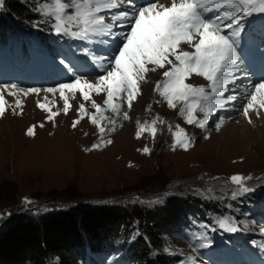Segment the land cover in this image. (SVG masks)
<instances>
[{"label":"rangeland","instance_id":"obj_1","mask_svg":"<svg viewBox=\"0 0 264 264\" xmlns=\"http://www.w3.org/2000/svg\"><path fill=\"white\" fill-rule=\"evenodd\" d=\"M46 2L50 3L51 0L43 2L38 0L35 5ZM135 2L141 4L145 0ZM163 2L170 3V0ZM43 21L45 22L40 23L39 27L46 29L50 23L47 20ZM245 29L240 45L241 67L246 65L253 78L256 74L258 77H264V74L261 75L259 72L254 74L251 68L255 67L254 62L258 59L264 70V39L259 38L253 28ZM91 44L103 47L97 41ZM90 49L97 51L93 46ZM110 51V48L103 47V50L98 52ZM80 57L85 68L76 66L77 69L91 72L89 61L82 55ZM33 60L32 57L31 61ZM58 72L60 75L53 78ZM40 74L38 79L26 80L27 82H18L17 78L9 77L2 83H16L22 88H47L56 86L58 82H67L69 79L61 65L58 70L50 67ZM161 79L160 71L148 74L147 83L140 86L142 94L129 111L131 119L115 118L118 125L116 130L106 132L104 135V139L110 140L111 143H101L99 149L92 151L86 149L93 143L100 142L96 127L87 117L83 118L76 128L72 127V122L79 118L77 110L81 102L85 103L89 112L95 111L90 102L83 101L81 96L72 99L69 93L70 101L76 104L68 114L60 111V114L51 121L47 119L48 113L43 111L37 102L48 104L53 111L61 110L63 100L59 93L53 95L42 91L39 96L36 94L27 97L19 94L16 97L7 96L6 111L17 120L13 128L9 125L10 119L3 126L5 128L9 126L14 134L16 130L18 132L16 135L13 134L12 138L0 137V214L9 212L12 214L0 218V234L7 230L13 232L15 229L27 228L24 226L26 223H23L26 221L21 220L22 216L26 219L39 218L63 210L74 211L76 219L77 214H80L82 220L91 217V220H95L91 230L101 238L98 222L102 224L103 221L97 220L98 218L104 215L107 221L116 215L136 218L141 214L140 209L145 208L146 213L152 211L158 215L156 217L159 227L150 233L152 240L154 238L158 240L159 244L154 239L152 246L158 256L164 254L165 248L187 253L189 248L178 232L180 220H170L177 215L182 206L187 203L190 207L198 208L205 200L204 207L213 208L212 206L219 203L217 199L233 197L232 192L236 189L231 184L230 177L237 174L252 176L253 180L247 183L254 188L263 189L264 133L258 132V129H261L260 118L251 123L255 132V140L251 144L248 139L243 138L245 129L234 122L236 117L241 115L231 111L217 112L216 115L223 117L225 123L217 131L213 120L210 119L205 132L188 125L185 118L180 115L179 106L176 109L169 108L154 91L156 82ZM243 80L242 83L237 82L241 84L238 91L247 86L246 78ZM188 83L194 86L206 85L203 78L196 76ZM45 96L48 100L44 99ZM17 99L22 101L20 107L16 106ZM93 99L103 104L102 95H93ZM105 115L112 114L109 112ZM156 116L167 122L160 126L161 130L158 131L156 138L153 139L150 132H145L137 138V120L141 123H150ZM102 123L107 125L106 121ZM169 124L173 126V132L177 131L175 126L179 125L193 137L195 143L189 150L180 148L172 150L174 137L168 131ZM231 124L236 128L235 131L232 127L227 128ZM29 128H33L31 136L27 134ZM249 136L253 137V134L249 133ZM144 146L151 149L150 154L142 151ZM25 199H30L34 203L25 205ZM110 206L115 209L107 210L106 207ZM17 219L21 221H15ZM131 221L136 222L133 219ZM19 255L20 251L9 248L0 250V264H19L16 262ZM32 257L33 259L39 257L35 250L31 252Z\"/></svg>","mask_w":264,"mask_h":264},{"label":"snow or ice","instance_id":"obj_2","mask_svg":"<svg viewBox=\"0 0 264 264\" xmlns=\"http://www.w3.org/2000/svg\"><path fill=\"white\" fill-rule=\"evenodd\" d=\"M5 0H0V10ZM41 17L51 18L50 30L58 36L72 41H79L78 52L89 61L92 71L82 72L68 59L67 55L58 59L68 74L67 82H58L47 88H22L16 83H0V117L6 113L5 93L16 97L22 94H39L43 91L55 95L59 93L63 108L53 111L46 103L38 106L48 113L47 119L54 120L62 111L68 114L72 108L71 98L79 93L82 100L90 102L94 112H89L85 103L78 107L79 118L72 122L76 128L87 117L96 127L100 142L93 143L87 151L99 149L105 140L106 132L116 130L117 120H129L134 102L142 94L141 84L147 83L148 74L160 71L162 79L156 82L154 91L165 101L169 108L179 106L180 115L188 125L207 132L210 119L218 131L225 123L217 112L235 110L248 123L253 117H264V77L259 82L238 91L247 72L241 67V39L245 32V22L254 16H264V0H145L137 4L135 0H51L34 8ZM43 20L33 25L39 27ZM98 40L99 44L111 49L100 53L88 47ZM186 46V47H185ZM73 55H76V51ZM92 77L91 79L89 77ZM193 76L203 78L206 85L194 86L188 83ZM93 95L103 96V104L93 99ZM48 100V97H44ZM158 103L160 101H157ZM22 101L16 100L20 107ZM150 110V109H149ZM112 115H105V113ZM106 121V124L102 123ZM137 138L150 132L156 138L160 126L166 124L156 116L151 122L137 120ZM172 133L173 151L177 148L189 150L195 143L185 129L176 125ZM27 134L33 135V128ZM205 138H208L205 136ZM142 151L150 154L151 149L144 146ZM131 166V165H130ZM250 175H233L231 184L235 186L233 197L255 191L247 182ZM34 201L25 199V205ZM12 214H0L11 216ZM223 230L227 233H240L248 229V224H240L232 217H222L215 225L204 224L202 227L211 231ZM264 235V227L259 229ZM199 249L212 246L207 236L197 237ZM255 247L264 252V242L255 243ZM181 264H199L198 258L189 256Z\"/></svg>","mask_w":264,"mask_h":264},{"label":"trees","instance_id":"obj_3","mask_svg":"<svg viewBox=\"0 0 264 264\" xmlns=\"http://www.w3.org/2000/svg\"><path fill=\"white\" fill-rule=\"evenodd\" d=\"M37 1L5 0V6L0 10L1 56L11 57L12 60L16 61L20 58L25 61L35 50H40L52 61L58 60L59 55L52 45V40L57 39L58 36L50 30V25L46 29L33 26L38 19L51 21L50 17H41L34 11V8L37 7V4L35 5ZM39 1L43 2V0ZM63 41L67 47L74 44V41L66 37H63ZM240 201L243 202L242 210H245L247 204L252 202L251 200ZM204 205L205 200L198 208L197 206L190 207L186 203L170 220H180L181 223H184L188 214L201 213L200 208ZM212 207L215 209L219 206L215 204ZM106 208H108L107 210L115 209L112 206ZM145 210L147 209H140L141 214L136 218L121 215H116L108 221L105 219V215L98 218L97 220L103 221L101 224L96 220L101 238H98L99 235H95L94 230H91L95 220H91V217L82 220L80 214H77L76 219L73 214L74 211L62 210L39 218L29 217L26 219L22 216L23 219L21 218V220L26 221L23 223H26L24 226L27 228L15 229L13 232L8 230L2 232L0 234V250L9 248L20 251V255L16 258V262L19 264L24 263V261H26L25 264H70L72 262L78 264V260L83 259L84 250L87 247L96 253H101L109 252L114 243H120L123 246L122 249H125L132 236L137 235L139 237L134 242L130 255L131 257L135 255L137 259L146 263L154 250L152 246L155 238L152 240L150 233L158 229L159 222L156 212L148 211L146 213ZM179 213L181 214L179 215ZM132 219L136 222L131 221ZM163 229L164 227H162ZM155 241L158 243V240L155 239ZM33 250L37 252L38 259L31 258ZM158 260L160 263H164V254L158 256Z\"/></svg>","mask_w":264,"mask_h":264},{"label":"bare ground","instance_id":"obj_4","mask_svg":"<svg viewBox=\"0 0 264 264\" xmlns=\"http://www.w3.org/2000/svg\"><path fill=\"white\" fill-rule=\"evenodd\" d=\"M244 78H246V80L245 81H247V86H250L251 84H253L254 82H252V81H250L249 79H247L248 77H244ZM244 81V80H243ZM244 90V89H243ZM243 90L242 91H240V92H243ZM19 95H22V94H19ZM7 96H10V95H8L7 93H5V98L7 97ZM80 95L79 94H76V97L78 98ZM70 103L72 104V106L73 105H75L76 103L73 101V102H71L70 101ZM82 103V102H81ZM232 112H235V110H233ZM12 114L10 113V112H7L6 111V113H5V115L3 116V117H1L0 118V137H10V138H12L13 136V132H12V130H11V128L8 126L7 128H5L4 126H3V124L5 123V122H9L8 120L10 119V126H12V128L16 125L15 124V121L17 120V119H14V118H12ZM255 120H256V118L255 117H253V123H255ZM234 122L235 123H238V125L239 126H242L241 128L242 129H245V133L243 134V138H245V140L246 139H248L249 140V143L251 144V142H254V140H255V135H254V131H253V125H251V124H249L248 122H247V120L244 118V117H242V116H238V117H236V119L234 120ZM259 125H260V127H261V129H258V132L261 134V133H264V117H261L260 118V122H259ZM233 126V124H231L229 127H227V128H230V129H232L233 128V131H235L236 130V128L235 127H232ZM232 127V128H231ZM17 132H18V130H16V132H15V134L14 135H16L17 134ZM249 133H252L253 134V137H251V136H249Z\"/></svg>","mask_w":264,"mask_h":264}]
</instances>
